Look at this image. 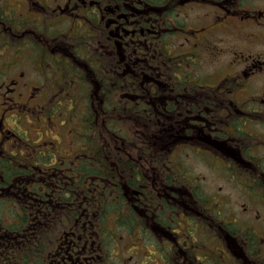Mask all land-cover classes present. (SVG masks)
<instances>
[{
  "label": "flooded vegetation",
  "instance_id": "obj_1",
  "mask_svg": "<svg viewBox=\"0 0 264 264\" xmlns=\"http://www.w3.org/2000/svg\"><path fill=\"white\" fill-rule=\"evenodd\" d=\"M0 264H264V0H0Z\"/></svg>",
  "mask_w": 264,
  "mask_h": 264
},
{
  "label": "rangeland",
  "instance_id": "obj_2",
  "mask_svg": "<svg viewBox=\"0 0 264 264\" xmlns=\"http://www.w3.org/2000/svg\"><path fill=\"white\" fill-rule=\"evenodd\" d=\"M196 161H188L185 163L186 167L189 168L191 173H195L198 175H202L206 182V189L209 193H215L218 196L220 195L218 192V187L221 186L223 188H229L231 190V185L224 180L221 179V176L218 173L213 172L209 168H204L203 165L198 164Z\"/></svg>",
  "mask_w": 264,
  "mask_h": 264
},
{
  "label": "trees",
  "instance_id": "obj_3",
  "mask_svg": "<svg viewBox=\"0 0 264 264\" xmlns=\"http://www.w3.org/2000/svg\"><path fill=\"white\" fill-rule=\"evenodd\" d=\"M31 246H32V248H30V251H31V253H33L35 251L34 241H31Z\"/></svg>",
  "mask_w": 264,
  "mask_h": 264
}]
</instances>
